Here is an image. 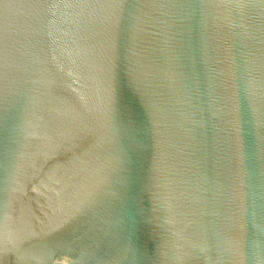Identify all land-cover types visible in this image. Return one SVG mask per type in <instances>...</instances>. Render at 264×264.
Returning a JSON list of instances; mask_svg holds the SVG:
<instances>
[{"label":"water","instance_id":"95a60500","mask_svg":"<svg viewBox=\"0 0 264 264\" xmlns=\"http://www.w3.org/2000/svg\"><path fill=\"white\" fill-rule=\"evenodd\" d=\"M0 264H264V0H0Z\"/></svg>","mask_w":264,"mask_h":264}]
</instances>
